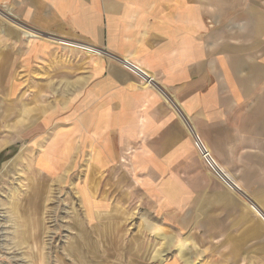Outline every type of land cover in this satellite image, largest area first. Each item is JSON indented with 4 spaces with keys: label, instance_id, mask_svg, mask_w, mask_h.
Instances as JSON below:
<instances>
[{
    "label": "crops",
    "instance_id": "1",
    "mask_svg": "<svg viewBox=\"0 0 264 264\" xmlns=\"http://www.w3.org/2000/svg\"><path fill=\"white\" fill-rule=\"evenodd\" d=\"M0 33L19 63L54 58L51 37L100 54L88 59L74 94L77 141L70 124L60 128L57 101L35 104L29 117L25 105L13 108L26 74L6 64L9 51L0 58V150L13 142L37 150L41 178L56 180L85 160L91 195L97 177L100 187L122 189L123 172H148L150 162L169 158L170 146L184 145L188 156L183 123L210 152L264 169V0H0ZM122 64L155 86H141ZM232 178L230 188L246 196Z\"/></svg>",
    "mask_w": 264,
    "mask_h": 264
},
{
    "label": "rangeland",
    "instance_id": "2",
    "mask_svg": "<svg viewBox=\"0 0 264 264\" xmlns=\"http://www.w3.org/2000/svg\"><path fill=\"white\" fill-rule=\"evenodd\" d=\"M12 27L20 30L15 23ZM1 34L0 58L9 51L6 64L16 76L26 74L19 94L16 90L9 101L13 108L25 105L29 117L35 104L57 101L60 128L70 124V138L77 141L82 113L76 111L74 94L88 59L100 54L88 50L92 45L51 37L58 50L54 58L19 63L13 50L3 48ZM183 127L188 156L184 145H172L169 158L150 162L148 172H123L122 189L106 182L100 187L104 177H97L94 198L85 185L88 161L76 160L70 172L52 181L37 175V150L19 142L4 146L0 264H264V214L259 217L247 203L248 197L264 213L261 162L244 167L223 152H211L245 196L208 171Z\"/></svg>",
    "mask_w": 264,
    "mask_h": 264
},
{
    "label": "built area",
    "instance_id": "3",
    "mask_svg": "<svg viewBox=\"0 0 264 264\" xmlns=\"http://www.w3.org/2000/svg\"><path fill=\"white\" fill-rule=\"evenodd\" d=\"M128 70L133 72L135 75L139 77L141 80V83L145 86L151 87L155 86V80L152 76L145 74L144 72L139 71L137 68V72L134 70H131L128 68L127 64H123ZM193 143L196 147V150L201 158V160L204 162V164L209 168L211 172L214 173L215 176H217L222 182H224L228 187H231L230 182H228L226 176L224 175L223 171L218 167L216 163V159L208 150L204 142L199 138L198 136L193 137Z\"/></svg>",
    "mask_w": 264,
    "mask_h": 264
}]
</instances>
